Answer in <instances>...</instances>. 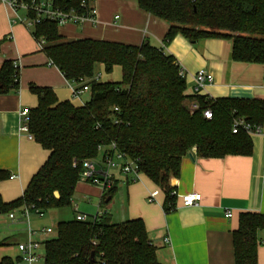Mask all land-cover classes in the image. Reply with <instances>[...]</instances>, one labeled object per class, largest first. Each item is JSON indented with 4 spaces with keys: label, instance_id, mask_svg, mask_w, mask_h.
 Here are the masks:
<instances>
[{
    "label": "trees",
    "instance_id": "obj_1",
    "mask_svg": "<svg viewBox=\"0 0 264 264\" xmlns=\"http://www.w3.org/2000/svg\"><path fill=\"white\" fill-rule=\"evenodd\" d=\"M81 1L63 2L76 7ZM138 5L169 24L165 46L177 36L191 43L230 40L235 62L264 65V0H138ZM33 36L45 38L43 51L68 81L92 78L101 64L107 72L121 67L123 82H91V98L83 106L59 101L51 88L31 87L38 105L29 112V133L50 156L21 198L6 203L0 195V216L24 206L43 215L71 207L81 163L98 157L102 145L114 143L140 160V172L164 192L166 212L176 202L169 181L179 175L183 158L193 149L201 158L253 154L250 135L233 134V119L242 117L261 127L263 101L188 95L175 58L148 42L138 47L90 39L65 42L52 22L37 25ZM19 86L13 61H5L0 67V95L18 92ZM206 110L212 112L211 119L205 118ZM9 177L0 171V183ZM115 192L116 187L104 194L103 204ZM260 231L264 214L240 215L233 233L235 264H258V246L264 243ZM43 245L45 264H161L141 219L113 223L104 214L93 222H60L57 236ZM17 261L3 257L0 264Z\"/></svg>",
    "mask_w": 264,
    "mask_h": 264
},
{
    "label": "crops",
    "instance_id": "obj_2",
    "mask_svg": "<svg viewBox=\"0 0 264 264\" xmlns=\"http://www.w3.org/2000/svg\"><path fill=\"white\" fill-rule=\"evenodd\" d=\"M95 4L99 24L60 27L58 32L63 41L90 39L136 47L148 42L175 58L185 76L188 95H195L194 78L198 72L205 71L214 82L207 84L198 96L264 102V65L235 62L232 41L206 39L191 43L177 36L165 46L169 24L141 10L138 0H95ZM26 16V12L21 16L19 11L15 13L0 2V67L9 60L20 67L19 91L0 95V171L10 176L0 183V195L6 203L23 196L33 176L50 156V151L20 131L21 113L30 112L38 105L31 87L51 88L59 101H70L75 106H83L91 98V92H86L80 103L72 99L69 81L39 47L34 29L21 23L20 19ZM250 138L253 154L249 157L201 158L196 149L184 157L179 175L169 181V187L178 193L170 212L164 209V192L146 176L136 183L118 177L115 194L124 188L131 209L129 219L123 222L135 219L144 222L161 264H235L233 233L239 227L240 215L264 214V124ZM156 189L161 191L158 203H149L147 198ZM188 194H200L199 204L183 207L181 196ZM103 196L99 187L79 181L72 204L99 200L96 215H87L91 217L88 221L106 214L116 223L107 209L112 200L103 204ZM18 210L16 220H11L9 214L0 216L3 244L0 251L11 245L18 247L27 240V228L20 221ZM75 211L80 213L78 205ZM227 212L232 213L231 218L226 217ZM258 237L263 242L264 231ZM18 254L17 259L19 250ZM258 264H264V243L258 246Z\"/></svg>",
    "mask_w": 264,
    "mask_h": 264
},
{
    "label": "built area",
    "instance_id": "obj_3",
    "mask_svg": "<svg viewBox=\"0 0 264 264\" xmlns=\"http://www.w3.org/2000/svg\"><path fill=\"white\" fill-rule=\"evenodd\" d=\"M64 0H0L4 5L10 7L15 13L18 11L26 12L27 16L20 19L21 23L27 28L34 29L37 25L45 22L55 23L58 28L68 25L84 26L87 24L98 25V9L95 4V0H82L76 7H68L64 4ZM119 17L116 16L115 20ZM39 47L43 50L46 41L45 38L37 40ZM13 67L20 75V67L17 62L13 61ZM183 74V71H181ZM184 75V74H183ZM100 76H93L90 79L79 78L76 81H69L70 88L72 90V99L80 100L84 93L91 92V82H99ZM194 93L198 95L207 84L214 82L213 77L207 74L205 71H200L194 78ZM80 85L81 87H76ZM118 112V109H115ZM206 119H211L212 112L206 110L204 112ZM22 125L20 131L33 139V136L29 133V112H22ZM115 124H119V121H115ZM261 130L260 126H252L248 124L244 118L235 116L233 119L232 132L237 134L239 131H245L249 135L257 134ZM195 150V149H193ZM99 156L92 159H86L82 161V172L80 174V181L88 183L90 185L99 187L103 194H107L116 187L118 183V177L121 176L125 181L129 183L139 182L143 176L140 172L139 163L140 160L132 158L126 153L121 152L114 143L108 146H100L98 148ZM74 167L77 166V162H74ZM14 177H11V179ZM161 194L159 189L151 192L147 198L149 203H158V197ZM172 195L176 198L178 193L175 189H172ZM58 197V195L56 194ZM183 207H191L198 205L201 201L200 194H188L181 196ZM20 218L27 228V240L18 245L20 257L16 264H35L42 256L40 250L43 243L48 240V237L53 234L52 228H43L41 230H33L30 225L29 215L31 214L30 207H21L19 210ZM16 212L14 210L9 214L11 220H16ZM43 216V214H36ZM101 215L98 214L91 221L97 220ZM227 218L232 217L231 212H227ZM75 219L79 222H89L88 217L84 214L78 213ZM36 237L41 239L36 240ZM166 242L169 239H165ZM44 246V245H43Z\"/></svg>",
    "mask_w": 264,
    "mask_h": 264
},
{
    "label": "rangeland",
    "instance_id": "obj_4",
    "mask_svg": "<svg viewBox=\"0 0 264 264\" xmlns=\"http://www.w3.org/2000/svg\"><path fill=\"white\" fill-rule=\"evenodd\" d=\"M19 14L23 16L24 11H19ZM66 42H69L66 41ZM98 68L94 70V75L98 76V74L101 75V78L99 82L104 83H122L123 82V76H122V70L121 67L116 66L111 72H107L105 67L101 64H97ZM82 101L84 99V96H82ZM80 100H77L78 103ZM195 103H191V106ZM80 195H76V199L79 200ZM100 201L94 200L91 203L85 202V201H75L71 207L59 209V210H53L46 212L43 216L36 215L35 213H31L29 215L30 225L33 230H41L43 228H52L53 234H51L48 239L55 238L57 236V225L60 222H70L75 219L77 216V211H75L76 205L79 206V212L83 213L84 215H96L98 211ZM129 200L126 194V191L124 188L120 189L114 196L111 201V203L107 206V209L110 211V213L113 216V220L116 223H122L125 220H128L130 217V211L129 208ZM138 204V203H133ZM89 219H91L90 216H87ZM26 228V225H25ZM36 240H39V238H35ZM18 247L16 245H11L9 247H6L4 250L0 251V258L3 257H11L14 261H16V257L18 256ZM40 255L42 258L35 264H45V249L42 245L40 250Z\"/></svg>",
    "mask_w": 264,
    "mask_h": 264
}]
</instances>
